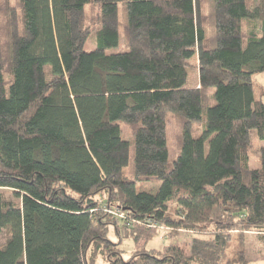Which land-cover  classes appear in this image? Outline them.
<instances>
[{
  "label": "trees",
  "instance_id": "16d2710c",
  "mask_svg": "<svg viewBox=\"0 0 264 264\" xmlns=\"http://www.w3.org/2000/svg\"><path fill=\"white\" fill-rule=\"evenodd\" d=\"M262 74L264 0H0V264L263 262Z\"/></svg>",
  "mask_w": 264,
  "mask_h": 264
},
{
  "label": "rangeland",
  "instance_id": "374dc122",
  "mask_svg": "<svg viewBox=\"0 0 264 264\" xmlns=\"http://www.w3.org/2000/svg\"><path fill=\"white\" fill-rule=\"evenodd\" d=\"M7 4H10V6H13L14 4L17 5L18 0H4ZM119 12H120V17L123 20V11H122V4L119 5ZM96 12L92 9V6L88 7L87 13H86V20L88 23H95V17H96ZM123 37L121 36V44L120 47H122L123 44ZM96 46V42L94 40H90L89 43L87 44L85 50L90 51L92 48ZM119 47V48H120ZM117 51L119 49H114L113 51ZM190 64L197 67L198 65V59L197 57H194L191 61ZM188 74H189V84L194 85L196 81H199V72L197 68H189L188 69ZM38 92H40L42 86H43V77L41 73H38ZM255 92H256V97L257 98H262L264 101V74L257 76L255 78ZM123 135L122 137L125 140L130 139V129L128 126L123 127ZM177 131H178V125H177V120L175 118L171 119L170 124L168 126L167 130V141H168V149H169V161L175 160L177 156ZM264 146V142H259L256 141L255 146L251 149L250 152V166L252 169H259L261 168V160L260 156H258V147ZM75 178V177H74ZM160 182L155 185L154 183H147L143 185L146 189H157L160 186ZM8 236V230L3 231V234L1 236V243H5L6 237ZM161 236V237H160ZM190 239L191 235L189 234H184L180 233L177 239L173 241V243L180 245L182 249L187 250L190 246ZM165 243H167V240L165 237H162V234L159 235L155 240L150 242V247H157L161 248ZM236 244L234 243V247L232 248V251L235 250ZM247 245L248 247H254L253 244V239L249 238L247 239ZM125 250V255H131L132 250L134 249V244L132 241L126 240L124 242V248ZM233 252H231V255ZM103 264V263H100ZM252 264H264L263 262H257V263H252Z\"/></svg>",
  "mask_w": 264,
  "mask_h": 264
},
{
  "label": "crops",
  "instance_id": "0c3cea01",
  "mask_svg": "<svg viewBox=\"0 0 264 264\" xmlns=\"http://www.w3.org/2000/svg\"><path fill=\"white\" fill-rule=\"evenodd\" d=\"M199 84V81H196L194 85Z\"/></svg>",
  "mask_w": 264,
  "mask_h": 264
}]
</instances>
